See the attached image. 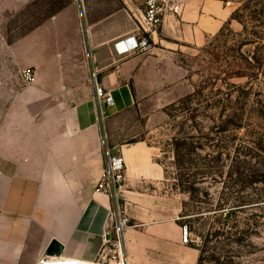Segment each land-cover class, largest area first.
<instances>
[{
	"label": "crops",
	"instance_id": "1",
	"mask_svg": "<svg viewBox=\"0 0 264 264\" xmlns=\"http://www.w3.org/2000/svg\"><path fill=\"white\" fill-rule=\"evenodd\" d=\"M35 1L0 0V264H100L110 203L95 189L106 148L123 158L120 196L138 226L124 234L127 264H196V251L185 259L176 225L181 203L160 189L155 149L144 142L110 148L109 125L161 96L170 73L180 72L172 58L217 36L234 9L227 0H177L146 52L120 56L114 45L137 34L145 0H66L11 45L5 26ZM25 69L36 77L27 87ZM94 81L113 106L98 103ZM53 241L63 248L59 257L45 255Z\"/></svg>",
	"mask_w": 264,
	"mask_h": 264
},
{
	"label": "rangeland",
	"instance_id": "2",
	"mask_svg": "<svg viewBox=\"0 0 264 264\" xmlns=\"http://www.w3.org/2000/svg\"><path fill=\"white\" fill-rule=\"evenodd\" d=\"M227 1L233 13L244 3L251 11L264 8V0ZM65 2L30 4L5 26L8 43ZM241 32L233 20L202 47L172 58L180 72L170 73V87L121 112L109 125L110 148L144 142L155 149L165 176L160 189L181 203L176 225L187 228L188 243L181 238L185 259L196 251V264L200 255L199 264H264V80H255L247 63L254 64L251 56L260 54L264 40L245 45ZM185 139L188 146L179 150L178 163L173 143ZM133 225L130 221L124 234L138 228Z\"/></svg>",
	"mask_w": 264,
	"mask_h": 264
},
{
	"label": "built area",
	"instance_id": "3",
	"mask_svg": "<svg viewBox=\"0 0 264 264\" xmlns=\"http://www.w3.org/2000/svg\"><path fill=\"white\" fill-rule=\"evenodd\" d=\"M177 0H145L141 21H137L136 35L129 36L115 43L114 48L120 56L142 54L146 52L149 40L162 26L165 16L177 13ZM21 81L26 86L35 84L36 77L32 70L21 72ZM95 97L104 107L113 106L112 98L94 81ZM125 180V164L121 154L106 148L103 174L96 186L95 193L109 200L108 220L110 227L106 233L104 247L100 252V264H127L124 246V231L130 220L120 196ZM187 228H183L182 242L188 243ZM78 264V263H76Z\"/></svg>",
	"mask_w": 264,
	"mask_h": 264
},
{
	"label": "trees",
	"instance_id": "4",
	"mask_svg": "<svg viewBox=\"0 0 264 264\" xmlns=\"http://www.w3.org/2000/svg\"><path fill=\"white\" fill-rule=\"evenodd\" d=\"M59 11H61L60 7L57 8L48 17L55 15ZM247 13H249L250 15H247ZM254 14L255 16H253ZM259 18L264 19V8H256L255 11H251L250 5L248 3L242 4L241 8H239L232 14V20L238 22L242 26L241 35H245L247 37L245 40V45L253 46L255 43H258L255 42V39L258 41L264 40V22H260ZM255 29H260V31L257 32ZM262 48L263 49L261 50L260 54H252L251 60L254 64H252L251 62H247L248 70L251 71L255 80H258L260 78L264 80V47ZM173 146L176 151V162L179 163L180 160L179 158H177L179 157V150L183 149L184 147H187L188 144L186 143V139L183 140L182 143L177 140H174ZM200 258L201 255L198 259V264L200 263Z\"/></svg>",
	"mask_w": 264,
	"mask_h": 264
},
{
	"label": "water",
	"instance_id": "5",
	"mask_svg": "<svg viewBox=\"0 0 264 264\" xmlns=\"http://www.w3.org/2000/svg\"><path fill=\"white\" fill-rule=\"evenodd\" d=\"M62 250V246L57 242L53 241L46 250L45 255L47 257H59L62 253Z\"/></svg>",
	"mask_w": 264,
	"mask_h": 264
},
{
	"label": "snow or ice",
	"instance_id": "6",
	"mask_svg": "<svg viewBox=\"0 0 264 264\" xmlns=\"http://www.w3.org/2000/svg\"><path fill=\"white\" fill-rule=\"evenodd\" d=\"M73 264H74V262H73Z\"/></svg>",
	"mask_w": 264,
	"mask_h": 264
}]
</instances>
